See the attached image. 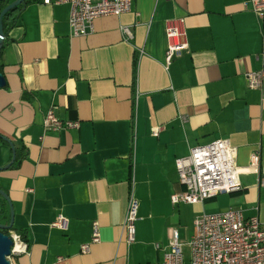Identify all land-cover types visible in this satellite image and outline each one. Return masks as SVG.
I'll use <instances>...</instances> for the list:
<instances>
[{"label":"crops","instance_id":"obj_1","mask_svg":"<svg viewBox=\"0 0 264 264\" xmlns=\"http://www.w3.org/2000/svg\"><path fill=\"white\" fill-rule=\"evenodd\" d=\"M56 2L26 5L0 53V137L23 155L10 168L14 153L0 143V190L28 245L13 263L162 264L173 231L188 247L202 214L233 208L264 222V77L255 89L246 78L264 70V17L250 0H132L129 12L95 20L78 38L69 5ZM173 18L184 19L188 51L166 65ZM51 108L78 127L44 134ZM217 140L236 149L240 190L172 204L182 191L175 161ZM131 194L136 236L127 245ZM59 217L63 227L54 225ZM93 224L100 241L82 254Z\"/></svg>","mask_w":264,"mask_h":264},{"label":"built area","instance_id":"obj_2","mask_svg":"<svg viewBox=\"0 0 264 264\" xmlns=\"http://www.w3.org/2000/svg\"><path fill=\"white\" fill-rule=\"evenodd\" d=\"M45 5L50 0H42ZM57 4L69 5L68 25L73 38L85 37L92 33L95 20L104 17H119L130 11L132 0H57ZM252 11L264 17V0H250ZM246 6V4L244 5ZM121 34L126 41L133 39L130 27L122 26ZM166 51L165 64L173 57L188 51L183 18L165 22ZM264 70L246 75L248 87L261 86ZM43 132L56 133L78 127L77 123L58 119L53 108L49 109L42 122ZM159 126H152L151 134L157 135ZM42 140V137L40 138ZM258 153L250 157V169H257ZM179 184L182 191L170 197L172 204H202L218 195L236 193L240 190V170L236 165V149L228 140H217L190 149L189 155L175 161ZM264 188V177L259 179ZM137 201L129 196L123 222L125 243L130 245L136 236ZM59 217L54 224L64 226ZM12 247L7 258L14 259L28 252V245L15 234L10 233ZM100 241L99 229L93 224L91 242L81 245L82 254H87L91 244ZM159 249V245L155 246ZM189 256L185 258L177 231H173L169 251L164 253L162 264H264V222L257 218H245L240 210L229 208L218 214H202L194 221V234L188 243Z\"/></svg>","mask_w":264,"mask_h":264},{"label":"trees","instance_id":"obj_3","mask_svg":"<svg viewBox=\"0 0 264 264\" xmlns=\"http://www.w3.org/2000/svg\"><path fill=\"white\" fill-rule=\"evenodd\" d=\"M14 1L16 0H0V13L2 12L3 9H5L8 5H10ZM38 2L39 0H25L22 4L12 8L6 14H4V16L1 19V26L4 37H6L8 33L17 25L22 9L28 4L38 3ZM2 49L3 47L1 48V50ZM0 143L7 144L10 147L12 146L9 142L4 141L1 137H0ZM22 158H23L22 150L14 149V161L10 165V168L16 166L19 163V161L22 160ZM9 221H10V211H9L8 202L4 199V197L0 195V225H8ZM0 232L6 235H10V232H14L21 238V240L25 241L24 234L19 230H15L14 228H12L9 231L3 230Z\"/></svg>","mask_w":264,"mask_h":264},{"label":"water","instance_id":"obj_4","mask_svg":"<svg viewBox=\"0 0 264 264\" xmlns=\"http://www.w3.org/2000/svg\"><path fill=\"white\" fill-rule=\"evenodd\" d=\"M25 0H16L14 2H12L10 5H8L5 9L2 10V12L0 13V50L2 48V42L4 39V34H3V30H2V26H1V19L4 16V14H6L9 10H11L14 7H17L18 5L22 4ZM5 86V79L2 75V73H0V88H3ZM2 138V137H1ZM4 141H7L6 139L2 138ZM12 152L14 153V148L11 146ZM8 168V167H6ZM0 195L2 197H4V199L8 202L9 205V211H10V221L8 225H0V231L3 230H11L13 228V218H14V214H13V210H12V206L11 203L7 197V195L0 191ZM12 240L10 235H6L2 232H0V264H10V262L8 261V257L10 256V252H11V247H12Z\"/></svg>","mask_w":264,"mask_h":264},{"label":"rangeland","instance_id":"obj_5","mask_svg":"<svg viewBox=\"0 0 264 264\" xmlns=\"http://www.w3.org/2000/svg\"><path fill=\"white\" fill-rule=\"evenodd\" d=\"M182 250H183V254H184L185 258H188V256H189V248L187 246H184L182 248Z\"/></svg>","mask_w":264,"mask_h":264}]
</instances>
